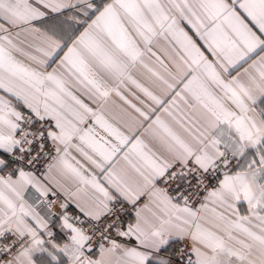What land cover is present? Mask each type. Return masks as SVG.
I'll return each mask as SVG.
<instances>
[{
	"label": "snow or ice",
	"instance_id": "1",
	"mask_svg": "<svg viewBox=\"0 0 264 264\" xmlns=\"http://www.w3.org/2000/svg\"><path fill=\"white\" fill-rule=\"evenodd\" d=\"M0 264H264V0H0Z\"/></svg>",
	"mask_w": 264,
	"mask_h": 264
},
{
	"label": "crops",
	"instance_id": "2",
	"mask_svg": "<svg viewBox=\"0 0 264 264\" xmlns=\"http://www.w3.org/2000/svg\"><path fill=\"white\" fill-rule=\"evenodd\" d=\"M37 27H41V25L37 24ZM81 31L83 30L82 28L80 29ZM78 34V33H77ZM191 34V33H190ZM195 38V37H194ZM65 51H67V49H65ZM63 55V53H61V56ZM56 65H53V67H55ZM51 69H49L50 71ZM233 75H235V73H233ZM55 212L59 213L60 209L58 207L53 209Z\"/></svg>",
	"mask_w": 264,
	"mask_h": 264
},
{
	"label": "built area",
	"instance_id": "3",
	"mask_svg": "<svg viewBox=\"0 0 264 264\" xmlns=\"http://www.w3.org/2000/svg\"><path fill=\"white\" fill-rule=\"evenodd\" d=\"M58 208H59V207H58ZM69 212H70V214H71V213L73 212V209H70Z\"/></svg>",
	"mask_w": 264,
	"mask_h": 264
}]
</instances>
